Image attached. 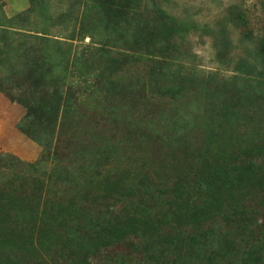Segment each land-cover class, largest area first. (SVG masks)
Segmentation results:
<instances>
[{
	"label": "rangeland",
	"instance_id": "374dc122",
	"mask_svg": "<svg viewBox=\"0 0 264 264\" xmlns=\"http://www.w3.org/2000/svg\"><path fill=\"white\" fill-rule=\"evenodd\" d=\"M8 1L0 0V250L24 242L20 264H192L186 252L199 247L221 264H252L253 251L264 253V206L258 208L264 202V95L243 103L237 125L223 138L232 139L227 153L209 97L235 91L241 99L251 90L232 68L249 50L264 56V0H27L7 18ZM87 8L92 11L84 14ZM125 9L137 10L143 22L137 35L126 30L134 20L125 18ZM62 13L71 16L66 25L55 22ZM186 20L197 29L185 37ZM74 25L88 31L70 42ZM40 36L65 51L62 65L71 80L53 78V65L41 60ZM77 66L84 76L73 75ZM42 67L45 86L34 96L28 77ZM169 69L180 78L166 86L185 90L189 108L197 105L191 112L180 107L186 99L171 101L159 87ZM66 87L72 90L68 109L58 105L65 93L54 94ZM38 102L55 103L57 111L47 113ZM242 159L252 169L242 180L204 183L209 168H231ZM38 180L41 189L34 188ZM190 183L188 194L172 196L174 185L189 189ZM239 192L242 216L234 206ZM11 196H32L43 206L60 202L72 216L81 207L97 230L59 214L56 223L25 233L2 218ZM151 236V246L143 245L142 237Z\"/></svg>",
	"mask_w": 264,
	"mask_h": 264
},
{
	"label": "trees",
	"instance_id": "16d2710c",
	"mask_svg": "<svg viewBox=\"0 0 264 264\" xmlns=\"http://www.w3.org/2000/svg\"><path fill=\"white\" fill-rule=\"evenodd\" d=\"M94 10H98L96 12L97 15H99V13H101V9L95 6H92ZM92 9L87 8L84 11V14L91 12ZM122 9V8H121ZM120 9V11H121ZM148 9L143 10V11H139V16H141L142 13L147 12ZM120 11L117 9L116 12V17L118 16V14L120 13ZM126 13L125 14V18L129 16H132L133 20H134V27L132 28H126V30L130 33V35H137V33H140L138 31L139 29H144V25L143 22L140 19L135 18V16L137 15V10H127L125 9ZM114 13V10L112 8H109L107 10V15L111 16ZM59 20L57 21H61L63 23H65L66 25V21H67V17H71L69 15V13L67 14H59ZM134 15V16H133ZM140 18V17H139ZM185 22H187L189 25L186 27V29L184 30L185 33V37L188 35V33L191 31V29L195 30L197 29V25L194 21L191 20H186ZM55 24V23H54ZM84 24V22H83ZM100 25V24H99ZM99 28V29H98ZM97 29H93L91 28L92 32L94 31H99L101 28L98 27ZM104 29V28H103ZM73 31L71 32L70 36L71 38H69L70 42H73V40H82L84 35H86V31L85 28L82 26L81 28L79 27L78 30H75V25L73 26ZM106 31H109V28H105ZM115 31V30H114ZM120 30L117 29V33ZM110 32V31H109ZM106 38L107 37V33H106ZM40 41L42 43V45L44 46L43 48V52L41 53L42 59L45 63H51L53 65V78H55V80L58 83H63L65 82L66 79L71 80L72 77L68 78V76H66L67 74V66L66 65H62V63L65 61L61 60L63 58V56H61L62 54H64V52H58V49L56 48V40L51 41L49 38H47L46 36H40ZM222 42H227V39L222 38L221 40ZM53 42V46L50 47L49 43ZM107 43V40L105 42H103V45L100 48L99 51H101V49L105 44ZM47 49V50H46ZM46 51V52H45ZM60 51V50H59ZM252 50L248 51V58L242 59L241 61L237 62L235 64V66L232 68V72L234 74H238L239 76L243 77L244 80H247L248 85L250 86L251 90H247L244 91L241 95V99L237 98L236 96V92L232 91V94L230 95H222L220 92L217 93L215 92L216 96L214 97L213 95H209L210 100L212 103L217 104L215 107L217 108V113H215L216 118L219 119V125H220V130L218 132V134H216L217 138H221L222 143H224V153H227V147L229 146V144H231L230 140L232 139H223L227 133H231L228 132L230 130H232L231 128L235 127L238 123V113L239 111H241L242 107L244 106L243 103L250 105L249 103H247V99L250 97L251 94H256L259 98L260 95H264V56H260L257 52L254 51V53L250 52ZM52 52V53H51ZM260 52H262V50H260ZM263 54V52L261 53V55ZM59 55V56H58ZM175 60V59H173ZM40 61V60H38ZM165 61H169L168 64L169 65L172 60H163V62ZM41 62V61H40ZM65 63V62H64ZM42 64V63H41ZM262 64V65H261ZM81 69L79 68V66H77V69L75 70L74 74L79 75V77L84 76L82 71V67L80 66ZM43 67L41 69L35 70L36 72L34 73L35 75H29L28 79L32 80L34 82V89H33V94L35 96V92H38V90L40 88H42L43 86H45L44 84H41V76H43V80L45 75L42 73ZM72 75V76H73ZM237 75H234V79H236ZM211 78H215L213 76H210ZM169 78H173V81L175 83L179 82V78H180V72H172L170 69L168 71V73L164 70L162 71V78L164 79L163 82L161 80H159V87L165 88V95L171 100V101H178L180 102V99H186L188 98L185 90H178V87H171L168 88L166 86V81L169 80ZM229 79H224V82H228ZM73 82V80H72ZM74 83V82H73ZM160 83H163L162 86ZM175 83L173 86H175ZM251 83V84H250ZM71 87H66L65 89H57L56 91H54V94L62 96L64 93V97L65 100H61L59 98V103L58 105L62 102L63 106H65L66 109H68V103L70 101V99L66 98V94L67 92H69L68 90H70ZM236 89V88H235ZM72 92V90H70L69 94ZM80 92V91H79ZM252 92V93H251ZM240 99V100H239ZM187 99L184 100L183 102L180 103V107L183 105H187L188 103H186ZM40 107H43L42 104L40 102H38V104ZM55 105V103H54ZM53 103L51 104H47V106L43 107V110H45L47 113L52 112V109H55L56 106H54ZM27 109L32 110L28 105L26 106ZM54 107V108H53ZM190 104L186 106V110L188 111H192L193 109L197 108V105L195 104V106L190 109ZM182 108V107H181ZM183 109V108H182ZM57 111V108H56ZM181 111V110H180ZM190 111V112H191ZM184 112V111H183ZM188 112V113H190ZM58 113V112H57ZM188 115V114H186ZM185 116V115H184ZM180 127V126H179ZM245 139V138H243ZM250 142V141H248ZM246 142V143H248ZM245 143V144H246ZM244 143H242L243 145ZM245 146V145H244ZM246 150H252V148L250 147L249 144H246L245 146ZM247 161L249 162V159L247 158ZM251 162V161H250ZM250 164V163H249ZM249 164L246 165V160L242 159L241 161L237 162L236 164H234L233 166H231V168H225V166H217L216 168H209L208 171L205 172L204 175V183L207 185H219L221 184L220 179L221 178H227V180L231 177V176H235L240 178L241 180L243 178H245L251 171L252 169L249 168ZM221 169L225 172L228 173V176L225 177V175H219L221 173ZM233 173V174H232ZM222 174V173H221ZM34 188L35 186L38 189H41L42 186L44 185L43 182L41 180H38L37 182L34 181ZM192 184L190 183V187L189 189H187V187H181L179 184L174 185L171 191L172 196H183L185 194H188L191 190ZM243 194L242 192H239V194L236 197V200L234 202V206H238L240 205L241 207V216L243 215L242 209L244 208V206L242 205L243 202ZM55 203V202H54ZM42 204H38L37 201H33L32 196L31 198H27V199H19L16 200L14 196H11V202H9L8 200L5 202L4 204V209L2 212V218H4V220H9V222H17L21 227L20 230L25 232V233H29L31 234L33 228H36L38 226H43V225H48V224H54L57 222L58 218H59V214H61L62 216H64V218L66 217V215H68V217L70 219L75 218L76 220H79V224L81 226H83V228L90 232L91 229H93L95 232L97 229H95V226L93 224V220L90 217H87V215L84 213V209L81 207H74L72 209V213L74 214V216H72L71 214L68 213V208L65 204L57 202L55 204L52 205H42ZM264 206V202H261L259 200V204H258V208L261 209V207ZM77 210V211H76ZM228 217V216H227ZM241 218V217H239ZM238 218V219H239ZM143 238V245L145 246H151V244L153 243L154 238L151 237H146V239L144 237ZM210 239H207V241H209ZM22 242V241H21ZM205 246V245H203ZM205 247H214V244L211 246H205ZM24 248H25V243H17V247L16 248H12L14 250L11 249H1L0 250V264H6V263H10V264H20L19 261L17 260L19 256L23 255L24 253ZM202 250V249H201ZM200 250V247L196 250H192L191 251H187L186 252V257L187 259L192 263V264H221L220 261L217 259L216 255L213 256L214 252H209L208 254L202 253ZM152 253L153 250H150ZM256 251V250H255ZM7 252H11V254H13L16 258V261L12 258V257H8V253ZM253 254L255 256V260H250L252 262V264H264V253L261 251L258 254H256V252L253 251ZM8 258L10 259V261L8 260Z\"/></svg>",
	"mask_w": 264,
	"mask_h": 264
},
{
	"label": "crops",
	"instance_id": "0c3cea01",
	"mask_svg": "<svg viewBox=\"0 0 264 264\" xmlns=\"http://www.w3.org/2000/svg\"><path fill=\"white\" fill-rule=\"evenodd\" d=\"M27 0H9L8 5L6 4L4 11L7 18L10 16L21 12L23 9L26 8Z\"/></svg>",
	"mask_w": 264,
	"mask_h": 264
}]
</instances>
